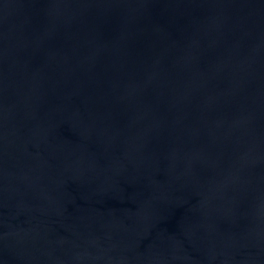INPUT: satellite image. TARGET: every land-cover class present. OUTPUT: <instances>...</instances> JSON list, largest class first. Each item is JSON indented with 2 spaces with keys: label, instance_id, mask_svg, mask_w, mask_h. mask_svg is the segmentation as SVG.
Instances as JSON below:
<instances>
[{
  "label": "water",
  "instance_id": "1",
  "mask_svg": "<svg viewBox=\"0 0 264 264\" xmlns=\"http://www.w3.org/2000/svg\"><path fill=\"white\" fill-rule=\"evenodd\" d=\"M0 264H264V0H0Z\"/></svg>",
  "mask_w": 264,
  "mask_h": 264
}]
</instances>
